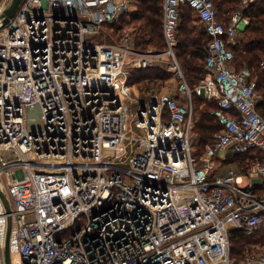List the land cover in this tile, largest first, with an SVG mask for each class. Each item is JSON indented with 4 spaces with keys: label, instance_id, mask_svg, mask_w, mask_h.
<instances>
[{
    "label": "built area",
    "instance_id": "2783aa9c",
    "mask_svg": "<svg viewBox=\"0 0 264 264\" xmlns=\"http://www.w3.org/2000/svg\"><path fill=\"white\" fill-rule=\"evenodd\" d=\"M9 1L0 0V183L11 264H264V254L232 258L230 245L232 229H264L261 95L231 48L250 23L244 9L264 0H242L229 22L214 0H163L165 46L146 52L132 33L97 39L135 0H22L5 21ZM183 5L209 36L194 88L176 54ZM165 65L176 88L147 80L136 97L131 71ZM195 93L217 101L223 126L200 155ZM250 150L262 158L245 172L217 173ZM8 216L0 196V264Z\"/></svg>",
    "mask_w": 264,
    "mask_h": 264
},
{
    "label": "trees",
    "instance_id": "16d2710c",
    "mask_svg": "<svg viewBox=\"0 0 264 264\" xmlns=\"http://www.w3.org/2000/svg\"><path fill=\"white\" fill-rule=\"evenodd\" d=\"M217 4L221 21L229 22L233 12L240 8L242 0H214ZM137 8L131 14H126L117 22L105 24L104 28L114 31L119 40L125 27L133 28V36L136 47L140 51H148L152 46L156 50H162L165 46L163 38V0H137ZM249 18V25L241 32L238 39L240 43L231 45L235 53V67L241 69L249 67L257 76L258 92L261 99L257 103V110L264 116V71L259 67L264 60V1L256 2L243 11ZM194 9L189 5L181 7V21L178 29L179 46L176 49L179 64L181 65L185 78L189 85L194 88L206 75L204 64L208 55L209 36L204 27L200 25ZM171 73L163 67L134 69L130 73V82L135 83L140 89L145 88L149 81H163ZM194 109L199 114L198 122L202 143L205 146L214 141L213 136L222 131L223 126L213 116L212 112L218 107L217 101L208 102L200 97ZM215 121V123H214ZM210 139H212L210 141ZM202 152H196L200 155ZM262 158L257 150L246 153H230L224 161L218 174L225 173L228 168L234 167L240 172L246 171V164ZM260 243L264 245V229L254 235L247 236L242 230L232 229L230 231L231 257L239 260V256L245 253L249 244Z\"/></svg>",
    "mask_w": 264,
    "mask_h": 264
},
{
    "label": "rangeland",
    "instance_id": "374dc122",
    "mask_svg": "<svg viewBox=\"0 0 264 264\" xmlns=\"http://www.w3.org/2000/svg\"><path fill=\"white\" fill-rule=\"evenodd\" d=\"M135 1H137V0H135ZM200 25H202V23H200ZM203 26V25H202ZM114 33V31H110V29H108L107 27L106 28H103V30L100 32V34L97 36V39L98 40H104V41H106V42H109V41H113V40H115V39H118L117 38V35H115V34H113ZM126 33H133V28H130V27H125V29H123V32H122V36H123V34H126ZM121 36V37H122ZM120 37V38H121ZM87 40H89V36L87 37ZM238 41H240L241 42V40H236L235 41V43L234 44H236ZM240 42H238V43H240ZM151 48H155V46H152ZM150 48V49H151ZM180 67H181V65H180ZM164 69H166L167 71H169L170 73H171V75L169 76V77H167L165 80H163V81H160V82H158L157 81V83H159V84H161L160 86H163V87H166L167 85H171V86H173V88L175 89L176 88V86H177V81L175 80V75H174V71H173V69H170L169 67H167L166 65L164 66ZM181 69H182V67H181ZM182 71H183V69H182ZM257 77V76H256ZM191 87V86H190ZM192 88V87H191ZM140 90V91H139ZM139 90L138 89H136V91H135V93H134V95L137 97L138 95H139V97L140 98H146V94L143 92V90L142 89H140L139 88ZM260 93V92H259ZM194 96L196 97H200V98H202V99H204V100H206V101H208V102H214V100L215 99H209L208 97H207V94H205V93H202V94H197V93H195L194 95H193V104H194V109L197 107V105H198V101H196L195 100V98H194ZM196 116H197V118H198V121H197V123H196V125H195V127H194V129H193V138H194V142H193V144H194V148H195V150H196V152H203V150H204V145H205V143L203 142L202 143V139H201V133H200V131H199V127H198V122L200 121V117H199V114H196ZM214 123H215V121H214ZM215 138V134H214V136H213V138L212 139H214ZM212 139H210V141L212 140ZM246 254H249V255H253V256H258V255H262V254H264V245H262V244H260V243H257V244H249L248 245V248L245 250V253L243 254V256L242 255H240L239 256V260H242V259H244L245 258V256H246Z\"/></svg>",
    "mask_w": 264,
    "mask_h": 264
},
{
    "label": "water",
    "instance_id": "95a60500",
    "mask_svg": "<svg viewBox=\"0 0 264 264\" xmlns=\"http://www.w3.org/2000/svg\"><path fill=\"white\" fill-rule=\"evenodd\" d=\"M22 0H10L9 3L6 5V7L3 10V16L5 18V21H8L10 18H12L15 13L17 12L19 5ZM0 196L5 204L6 210L9 214L8 216V231L6 236V244H5V258H6V264H11V254H10V234L12 229V207L11 203L9 201V198L3 189L1 183H0Z\"/></svg>",
    "mask_w": 264,
    "mask_h": 264
},
{
    "label": "crops",
    "instance_id": "0c3cea01",
    "mask_svg": "<svg viewBox=\"0 0 264 264\" xmlns=\"http://www.w3.org/2000/svg\"><path fill=\"white\" fill-rule=\"evenodd\" d=\"M137 8V7H136Z\"/></svg>",
    "mask_w": 264,
    "mask_h": 264
}]
</instances>
